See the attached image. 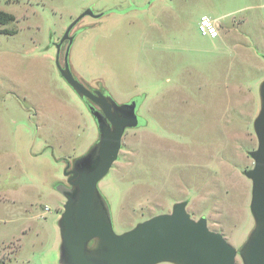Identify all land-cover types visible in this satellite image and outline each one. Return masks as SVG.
<instances>
[{
	"label": "rangeland",
	"instance_id": "374dc122",
	"mask_svg": "<svg viewBox=\"0 0 264 264\" xmlns=\"http://www.w3.org/2000/svg\"><path fill=\"white\" fill-rule=\"evenodd\" d=\"M0 9L15 17L0 24L15 30L0 33V264H61L56 185L71 188L64 170L98 129L58 72L54 44L85 10L115 9L70 28L72 74L118 102L141 97L142 123L124 129L96 184L113 230L187 200L191 218L240 246L253 226L242 172L256 147L264 0H0ZM203 13L219 19L214 38L198 31Z\"/></svg>",
	"mask_w": 264,
	"mask_h": 264
},
{
	"label": "water",
	"instance_id": "95a60500",
	"mask_svg": "<svg viewBox=\"0 0 264 264\" xmlns=\"http://www.w3.org/2000/svg\"><path fill=\"white\" fill-rule=\"evenodd\" d=\"M113 10L107 9L98 14L83 11L54 44V61L58 72L88 102L98 129L97 141L74 159L70 169L64 170L71 188L61 183L56 185V189L65 197L63 210L57 219L58 262L156 264L171 261L176 264H235L238 253L242 264H264V78L258 85L259 108L252 121L256 147L247 151L253 163L242 172L251 184L249 211L253 226L240 246L234 247L221 233L210 230L204 216L191 218L185 208L187 200L174 202L169 212L152 215L123 232L113 230L96 184L116 160L124 129L142 123L136 113L138 99L132 97L119 104L105 92L87 88L74 77L68 62L73 40V35H68V32L75 22L85 14L98 17ZM65 39L67 45L60 65L59 49ZM260 56L264 59V52ZM94 240L97 241V250L90 254L87 248Z\"/></svg>",
	"mask_w": 264,
	"mask_h": 264
},
{
	"label": "built area",
	"instance_id": "2783aa9c",
	"mask_svg": "<svg viewBox=\"0 0 264 264\" xmlns=\"http://www.w3.org/2000/svg\"><path fill=\"white\" fill-rule=\"evenodd\" d=\"M197 28L201 35L209 38H214L218 34L216 22L206 14L200 15Z\"/></svg>",
	"mask_w": 264,
	"mask_h": 264
},
{
	"label": "crops",
	"instance_id": "0c3cea01",
	"mask_svg": "<svg viewBox=\"0 0 264 264\" xmlns=\"http://www.w3.org/2000/svg\"><path fill=\"white\" fill-rule=\"evenodd\" d=\"M109 12H111V11H109ZM109 12H107V13H105V14H108ZM204 14V13H203ZM202 15V14H201ZM207 15V14H206ZM208 16H210V15H208ZM200 17V16H199ZM211 17V16H210ZM99 18H102L101 16H99ZM212 19H214V21L216 22V24H217V30H218V23H217V21H216V19L217 20H219L217 17H211ZM222 32L223 31H221V29H220V31H219V34H222ZM219 36V35H218ZM73 90V89H72ZM74 91V90H73ZM75 92V91H74ZM105 92V91H104ZM76 93V92H75ZM106 94H108L116 103H124V102H127V101H129L132 97H135V96H132V97H130L127 101H121V102H118V101H116V99L109 93V92H105ZM76 95L84 102V104L87 106V108H88V102L87 101H85L84 99H82L77 93H76ZM137 99H138V106H137V109L139 108V106H140V104H141V97H136ZM137 109H136V111H137ZM88 110H89V108H88ZM91 114V113H90ZM92 116V115H91ZM94 120V119H93ZM95 122V121H94ZM58 191V190H57ZM46 210H48V208H46ZM56 214H57V216L59 217V213L58 212H56ZM58 217H57V219H58ZM57 219H56V228H57V234H58V241H59V230H58V226H57ZM27 231H30V229H28ZM27 231H22L23 233L24 232H27ZM56 236V235H55ZM57 238V237H56ZM55 238V239H56ZM56 243V242H55ZM59 244V243H58Z\"/></svg>",
	"mask_w": 264,
	"mask_h": 264
},
{
	"label": "trees",
	"instance_id": "16d2710c",
	"mask_svg": "<svg viewBox=\"0 0 264 264\" xmlns=\"http://www.w3.org/2000/svg\"><path fill=\"white\" fill-rule=\"evenodd\" d=\"M14 18L15 17H14L13 14L0 9V24H5V23H7L9 21L14 20ZM13 32H15L14 29H12V30L11 29L10 30H8V29H0V33H13Z\"/></svg>",
	"mask_w": 264,
	"mask_h": 264
},
{
	"label": "bare ground",
	"instance_id": "6f19581e",
	"mask_svg": "<svg viewBox=\"0 0 264 264\" xmlns=\"http://www.w3.org/2000/svg\"><path fill=\"white\" fill-rule=\"evenodd\" d=\"M96 250H97V241L94 240L93 243L89 245V247L87 248V252L90 254H94Z\"/></svg>",
	"mask_w": 264,
	"mask_h": 264
}]
</instances>
